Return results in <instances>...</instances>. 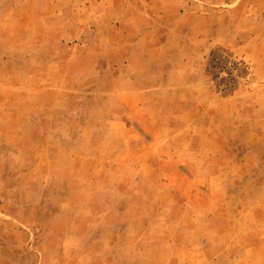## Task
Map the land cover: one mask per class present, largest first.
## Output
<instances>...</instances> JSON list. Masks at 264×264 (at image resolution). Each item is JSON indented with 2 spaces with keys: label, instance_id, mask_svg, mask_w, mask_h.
<instances>
[{
  "label": "rangeland",
  "instance_id": "obj_1",
  "mask_svg": "<svg viewBox=\"0 0 264 264\" xmlns=\"http://www.w3.org/2000/svg\"><path fill=\"white\" fill-rule=\"evenodd\" d=\"M62 262L264 264V0H0V264Z\"/></svg>",
  "mask_w": 264,
  "mask_h": 264
},
{
  "label": "crops",
  "instance_id": "obj_2",
  "mask_svg": "<svg viewBox=\"0 0 264 264\" xmlns=\"http://www.w3.org/2000/svg\"><path fill=\"white\" fill-rule=\"evenodd\" d=\"M65 257L67 258L66 253H64V254L62 255V261L65 260ZM62 264H65V263L62 262Z\"/></svg>",
  "mask_w": 264,
  "mask_h": 264
}]
</instances>
